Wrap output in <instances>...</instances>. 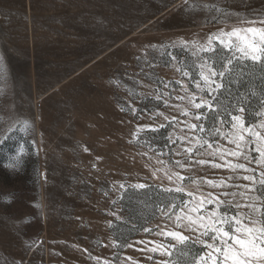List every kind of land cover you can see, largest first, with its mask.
I'll list each match as a JSON object with an SVG mask.
<instances>
[{"label": "rangeland", "instance_id": "obj_1", "mask_svg": "<svg viewBox=\"0 0 264 264\" xmlns=\"http://www.w3.org/2000/svg\"><path fill=\"white\" fill-rule=\"evenodd\" d=\"M214 2L199 0L201 4ZM247 3L250 8H264V0ZM218 6L242 15L250 10L240 0H219ZM223 26L206 11L189 8L184 0H0V56L5 71L0 76V264H97L89 254L111 264H155L165 259L148 253L150 244L134 243L171 242L155 235L156 225L175 229L155 211L170 198L158 186H175L165 172L209 179L231 172L210 165L191 171L177 168L174 160L184 157L176 156L173 149L180 150V141L164 147L163 137L188 135L185 126L134 136L138 124L165 121L163 117L149 119L147 114L137 119L121 108L131 103L151 110L156 104L139 95L156 90L154 80L141 73L142 67L165 81L181 79L175 68L163 65L158 52L147 46L181 39L203 42ZM174 51L178 57L186 55L179 48ZM146 53L147 60L157 64L154 69L145 66ZM259 77L257 72L249 94L252 90L259 93ZM159 110L176 116L178 122L187 119L163 104ZM24 121L30 127L25 129ZM228 130L229 125L222 129ZM151 137L160 138L152 151L140 142ZM217 139L225 147H234L226 139ZM161 151L165 154L159 155ZM117 182L152 187L130 189L113 205L111 200L118 193L112 186ZM183 186L197 192L187 179ZM200 191L215 190L203 186ZM117 208L122 209L119 215L126 223L109 215ZM144 227L153 232L144 233ZM112 240L133 243V247L103 246Z\"/></svg>", "mask_w": 264, "mask_h": 264}, {"label": "snow or ice", "instance_id": "obj_2", "mask_svg": "<svg viewBox=\"0 0 264 264\" xmlns=\"http://www.w3.org/2000/svg\"><path fill=\"white\" fill-rule=\"evenodd\" d=\"M240 2L250 9L243 15L239 11L219 7V0L210 4H201L199 0L189 4V0H184L189 8L206 11L213 21L224 26L208 34L203 42L181 39L178 43L147 46L158 52L157 59L163 65L175 68L181 79L165 81L156 77L154 72H145L142 67L141 73L154 80L156 90L154 94L139 95L145 100L154 99L156 104L151 110L146 106L138 109L131 103L128 108H121V111H129L137 119H144L147 114L149 119L163 117L165 121L160 124H138L134 136L141 131L156 133L168 126H185L188 135L172 139L169 133L163 137L166 141L164 147L180 141V150L173 149L176 156L184 157L174 160L177 168L191 171L196 166L210 165L212 169L223 168L231 172V175L218 179L185 177L180 171H171V174L165 172L167 180L175 186H158L170 198L157 206L155 211L161 218L172 222L175 229L165 230L156 225L159 231L155 235L163 237L165 241L170 238L171 242H134L146 246L150 244L148 253L165 257L156 260L155 264H264V8H250L247 0ZM229 20L236 23L229 25ZM177 48L186 55L178 57L174 51ZM145 66L149 69L157 67V64L147 60V53ZM257 72L261 81L259 93L252 90L249 94V87ZM3 75L4 57L0 56V76ZM189 83L193 85L192 88ZM177 85L179 89L175 87ZM241 88L245 91H241ZM177 91L180 94L173 95ZM171 100L180 103L172 104ZM225 100H228L227 104ZM160 104L176 109L180 116L187 119L178 122L176 116L165 115L159 110ZM23 124L25 129L30 127L27 121ZM225 125H229L230 130L222 131ZM217 137L226 139L234 147H225ZM157 139L160 138H145L140 142L152 151ZM164 154L162 151L159 153ZM152 175L155 177L156 171ZM186 179L196 186L197 192L188 191L183 186ZM203 186L215 191L202 192L200 189ZM151 187L146 183L117 182L112 190L118 193V197L111 203L117 205L130 189ZM209 205L212 207L209 208ZM120 211L122 209L117 208L109 215L116 217V221L126 223L124 217L119 215ZM106 223L108 227H113V221ZM135 227L133 225V229ZM143 232L151 233L153 229L144 227ZM103 246L130 248L133 243L112 240L110 245ZM84 251L87 252L86 249ZM89 258L97 264H111L110 260L91 254ZM126 259L132 260L131 257ZM147 259L153 260V256L147 255ZM133 264L136 262L133 261Z\"/></svg>", "mask_w": 264, "mask_h": 264}]
</instances>
